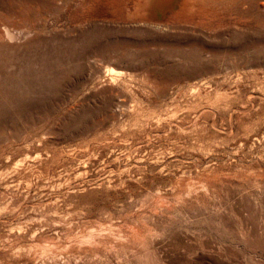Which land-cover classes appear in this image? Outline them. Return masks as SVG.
Wrapping results in <instances>:
<instances>
[{"label": "rangeland", "instance_id": "obj_1", "mask_svg": "<svg viewBox=\"0 0 264 264\" xmlns=\"http://www.w3.org/2000/svg\"><path fill=\"white\" fill-rule=\"evenodd\" d=\"M0 264H264V0H0Z\"/></svg>", "mask_w": 264, "mask_h": 264}, {"label": "bare ground", "instance_id": "obj_2", "mask_svg": "<svg viewBox=\"0 0 264 264\" xmlns=\"http://www.w3.org/2000/svg\"><path fill=\"white\" fill-rule=\"evenodd\" d=\"M110 71H112V69L108 68ZM114 71V70H113ZM123 74V73H122Z\"/></svg>", "mask_w": 264, "mask_h": 264}]
</instances>
